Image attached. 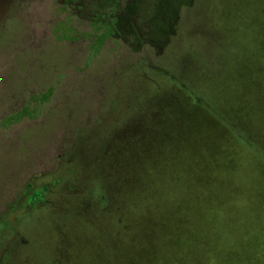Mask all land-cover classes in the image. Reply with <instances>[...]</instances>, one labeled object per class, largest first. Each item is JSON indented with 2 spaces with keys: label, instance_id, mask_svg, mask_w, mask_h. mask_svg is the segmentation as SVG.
I'll return each mask as SVG.
<instances>
[{
  "label": "rangeland",
  "instance_id": "obj_1",
  "mask_svg": "<svg viewBox=\"0 0 264 264\" xmlns=\"http://www.w3.org/2000/svg\"><path fill=\"white\" fill-rule=\"evenodd\" d=\"M206 1L84 0L83 6H66L58 0H24L2 18L0 264H51L50 258L36 260V253L42 256L41 247L48 244L49 250L53 245L52 250L58 235L64 245V235L75 226L99 219L101 214L93 205L97 200L80 204L85 195L74 190L67 171L52 189L49 197L54 200L46 207L28 208L26 190L55 178L64 160L80 157L82 149L98 153L114 132L126 126L127 130L170 132V110L160 106L183 90L181 83L187 84V92L199 93L208 102L221 101L224 112L231 118L236 114L237 122L235 108L245 107L252 86L256 106L250 110L260 113L264 0L244 1L250 14L242 19L259 20L260 33L251 30L253 43L258 42L255 52L243 44L244 36L249 37L243 23L240 30H220L224 15H216V0ZM248 124L241 121V127ZM93 154L87 161L79 158L75 167L85 181L99 175L100 154ZM234 165L229 181L235 188L226 192V200L216 195L203 208L211 212L204 214L207 224L190 227L197 236L186 248L189 258L184 255L179 264L187 260L188 264H264V158L252 153L237 156ZM240 198L246 208H229L230 200ZM250 201L255 203L248 207ZM249 219L254 223L246 222ZM64 221L58 234L54 226ZM83 229L79 227L77 233ZM69 238L73 241L72 235ZM137 246L132 257L143 263L160 260L151 258L155 250L151 241L139 240ZM110 252L101 256L97 245L90 256L101 263L120 257L115 249Z\"/></svg>",
  "mask_w": 264,
  "mask_h": 264
},
{
  "label": "trees",
  "instance_id": "obj_2",
  "mask_svg": "<svg viewBox=\"0 0 264 264\" xmlns=\"http://www.w3.org/2000/svg\"><path fill=\"white\" fill-rule=\"evenodd\" d=\"M244 1L249 0H239L238 4L233 3V0H216V15H224L220 30L230 27L240 30L242 22L249 34L247 39L244 36L243 44L255 52L258 42L253 43L251 30L254 31V27L260 33L256 25L259 20L256 18L250 22L249 19H242L250 14L248 4ZM208 9L204 8L206 11ZM228 54L233 56L232 52ZM251 70L254 71V67ZM236 71L241 81V67L237 66ZM181 84L183 90L177 89L176 97L167 98V103L160 106V109L170 110L169 120L165 115L170 132L127 130L126 126L114 132L105 147L98 151L100 155L93 154L92 149H82L80 157L66 158V164L57 170L55 178L44 186L37 189L33 185L28 186L26 196H30L25 200L28 208L46 207L54 200L49 197L52 189L64 179L63 174L67 171L72 175L74 190L85 195L80 204L97 200L93 205L101 214L99 219L93 218L89 223L78 224L67 235L63 234L64 245L60 243L61 235L58 234L62 233L65 221L54 226L58 232L55 240L58 245L52 250L53 245L49 250L48 244L41 247L43 253L42 256L36 253L37 261L51 259V264H179L184 255L189 258L186 248L192 247L197 236L189 230L190 227L194 223L207 224L204 214L211 212H204L203 208H208L207 205L214 201L216 195L226 200V192L235 188L233 182L229 181V173L236 166H233L234 158L248 157L251 153L264 158V127L261 126L264 123V104L260 106V113L253 114L254 110L250 109L256 104L250 85L246 95L248 98L244 99L245 107L235 108L240 117V122H237L236 114L231 118L224 112L226 108L221 101L208 102L199 93L195 96L193 91L187 92L189 87L186 83ZM245 113L249 114L246 118ZM243 120L249 123L247 128L246 125L241 127ZM92 154L99 156V175L91 181H85L75 167L78 166L79 158L87 161ZM238 188L241 190L242 184L239 183ZM98 201L100 206L96 204ZM251 202H248V207L255 203ZM243 204L242 198L237 202L230 200L229 208H246ZM247 221L254 223L250 219ZM79 227L86 230L77 233ZM83 232L87 236H83ZM71 235L73 241L68 239ZM139 240L151 241L155 249L151 258L160 260L143 263L132 257ZM161 242L165 244L162 248L159 246ZM97 245L101 246V256H110L113 254L110 251L115 249L120 257L113 260L109 258V261L101 263V259L90 256ZM188 251L193 252V249Z\"/></svg>",
  "mask_w": 264,
  "mask_h": 264
},
{
  "label": "flooded vegetation",
  "instance_id": "obj_3",
  "mask_svg": "<svg viewBox=\"0 0 264 264\" xmlns=\"http://www.w3.org/2000/svg\"><path fill=\"white\" fill-rule=\"evenodd\" d=\"M24 0H0V23L2 22V18L10 12V10L18 5L20 2ZM84 0H58V3H61V5H71L73 3H79L83 6Z\"/></svg>",
  "mask_w": 264,
  "mask_h": 264
}]
</instances>
